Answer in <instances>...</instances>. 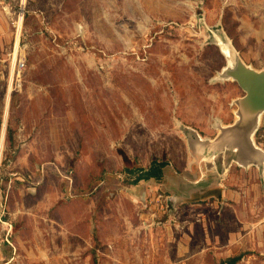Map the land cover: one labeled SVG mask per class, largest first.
I'll use <instances>...</instances> for the list:
<instances>
[{
  "label": "rangeland",
  "instance_id": "obj_1",
  "mask_svg": "<svg viewBox=\"0 0 264 264\" xmlns=\"http://www.w3.org/2000/svg\"><path fill=\"white\" fill-rule=\"evenodd\" d=\"M0 12V264L137 263L134 234L123 241L141 210L128 169L153 158L244 191L235 207L178 209L186 264L239 250L236 264H264V163L241 161L244 91L217 78L226 58L211 40L219 30L263 69L264 0H0Z\"/></svg>",
  "mask_w": 264,
  "mask_h": 264
},
{
  "label": "crops",
  "instance_id": "obj_2",
  "mask_svg": "<svg viewBox=\"0 0 264 264\" xmlns=\"http://www.w3.org/2000/svg\"><path fill=\"white\" fill-rule=\"evenodd\" d=\"M1 23L2 20L0 16V24ZM15 36L18 35L16 34ZM15 41H16V37H15ZM8 92L6 91V95ZM7 96H5V100H6L5 106L7 104L6 103ZM1 124L3 125V122H1ZM5 125H6V119H5ZM263 157L259 154V159L262 158L260 163L261 162L264 163ZM147 165H145L144 167H146ZM230 166L231 165L229 164L228 167ZM171 168L172 167L170 164H167L163 168V176L159 181H153V180L141 181L137 184H130L131 189L130 188L127 189V191H130V190H135L137 188L139 192L138 196L134 195L132 201L135 202V204L137 202L141 204V210L138 211L139 212L138 223L132 225L129 219L126 220V223H128L126 227H129V231H127V234L123 238V241L127 242L128 241L127 237L129 235V232L130 234H134L136 238L135 243L137 245L138 251L141 252L140 253L141 258H138V261L135 264H172L174 261L171 260V254L174 255L173 253H176V255L179 256L177 260L178 264H186L188 262H191L192 260L191 259L192 251L189 249V247L186 245L184 241L185 237L183 232L171 229V226L173 225H171L170 219L165 220L163 226H154L150 224V222L153 219L150 218V216L147 214V210L145 208V198H147L148 196L153 195L156 192H162L167 197L166 201L168 205L170 207L175 206L177 207V209H180L181 207H189V206L192 207L193 205L202 203V201H204L205 205H212V206L221 205L225 207L228 205L229 200H232L231 205H234L235 207L238 204H241V202H245L246 200L243 199L242 197V195H244V191L239 192L237 190H230L229 188H226L224 186L223 184L224 173L223 175L221 176L218 175L216 177L213 169L212 170H210L211 168L210 169L206 168L205 170L200 169L198 171L199 174L195 176V179L192 181L184 175L180 177V175L174 174ZM195 172L197 173V171ZM186 182H190L191 184H195V185H191ZM139 198L140 200L137 201V199ZM246 202L248 203V205H250L253 201L251 199H247ZM164 219L165 217H163V220ZM204 219L205 217H202L201 220ZM1 222L6 223L5 221H1ZM8 232H10V229H7V235ZM208 248L209 247L204 249L205 252L206 249ZM230 250L231 248L228 249V251ZM239 252L240 250L236 253H231L232 255H228L226 257L236 255ZM215 256L220 260L223 259L221 253L215 252ZM11 258L7 259L2 264H10Z\"/></svg>",
  "mask_w": 264,
  "mask_h": 264
},
{
  "label": "water",
  "instance_id": "obj_3",
  "mask_svg": "<svg viewBox=\"0 0 264 264\" xmlns=\"http://www.w3.org/2000/svg\"><path fill=\"white\" fill-rule=\"evenodd\" d=\"M232 48L233 53L230 57L227 55L228 58L220 50L226 58V64L217 78L232 79L244 91V95L237 100L238 120L231 131L238 140V147L249 151L243 152L241 161H248L245 162L248 164L258 163L262 158L259 159V154L254 151L260 150L254 145L252 136L257 129V121L264 115V68L257 70L247 66L233 46Z\"/></svg>",
  "mask_w": 264,
  "mask_h": 264
},
{
  "label": "trees",
  "instance_id": "obj_4",
  "mask_svg": "<svg viewBox=\"0 0 264 264\" xmlns=\"http://www.w3.org/2000/svg\"><path fill=\"white\" fill-rule=\"evenodd\" d=\"M6 139L11 141L12 140V130L10 128H6ZM168 164L167 161L161 160L158 158H153L149 161V164L146 167H135L129 169V183L130 184H137L141 181L153 180L159 181L163 176V168ZM245 253L244 251H240L236 255L226 257L222 260L218 259V264H236L239 262Z\"/></svg>",
  "mask_w": 264,
  "mask_h": 264
},
{
  "label": "built area",
  "instance_id": "obj_5",
  "mask_svg": "<svg viewBox=\"0 0 264 264\" xmlns=\"http://www.w3.org/2000/svg\"><path fill=\"white\" fill-rule=\"evenodd\" d=\"M261 126L259 134L260 141L258 142V145H254L264 155V125ZM166 200L167 197L162 192H156L153 195H150L145 198V208L147 210V214L150 216V218L153 219L150 224L154 226H163L165 220H172L175 218L178 209L175 206L170 207ZM163 217H165L164 220Z\"/></svg>",
  "mask_w": 264,
  "mask_h": 264
},
{
  "label": "bare ground",
  "instance_id": "obj_6",
  "mask_svg": "<svg viewBox=\"0 0 264 264\" xmlns=\"http://www.w3.org/2000/svg\"><path fill=\"white\" fill-rule=\"evenodd\" d=\"M19 27H20V21L17 22V28H18L17 29V35H18ZM218 33H219V30H217V31L214 30V32H211V40H213L219 46L220 50L224 53V55L226 57H227V55H228V57H230L231 53H233V48L230 45L229 41L223 37V34H221V33L218 34ZM8 91H9V89H7V92ZM6 99H7V97H6ZM258 125H259V121H257L256 126H258ZM2 136H3V129L0 132V139L2 138ZM261 163H263V162H261Z\"/></svg>",
  "mask_w": 264,
  "mask_h": 264
}]
</instances>
